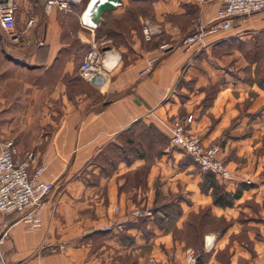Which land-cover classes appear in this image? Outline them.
I'll return each instance as SVG.
<instances>
[{"label":"crops","instance_id":"crops-1","mask_svg":"<svg viewBox=\"0 0 264 264\" xmlns=\"http://www.w3.org/2000/svg\"><path fill=\"white\" fill-rule=\"evenodd\" d=\"M45 1L36 0V5L43 10ZM18 2L23 13L17 21L25 18L32 0ZM122 2V8L102 15L96 29L82 20L87 3L74 12L55 10L38 19L30 40L19 45L0 31V150L14 140L21 156L33 152L34 165L45 167L42 180L55 184L36 231L28 229L21 214L0 213V229L8 234L0 237V264H188V249L173 231L149 221L139 224L133 216L134 210L172 203L181 207L178 230L190 214L205 208L228 223L206 235L205 264H264V90L248 84L245 68L228 70L229 58H239L236 65L242 61L241 51L220 55L232 42L264 29V13L240 21L230 32L210 35V50L197 52L178 45L197 21L213 22L224 0H149L151 19L140 16L134 27L126 21V33L118 29L124 43L105 40L120 58L116 63L108 52L106 62L114 69L107 82L87 83L80 75L83 57L107 29L106 15H121L131 5ZM73 20L84 29L75 37V52L66 32ZM146 21L161 30L154 41L162 37L176 48L141 76L148 60L159 55L156 44L144 39ZM39 40L44 41L41 47ZM8 47L20 52L10 55ZM206 87L210 93L204 106L200 89ZM184 91L191 93L187 101L177 94ZM174 115L192 116L190 130L206 146L219 144L221 158L238 167L239 176L224 184L226 190L250 188L233 208L213 205L212 196L201 191L197 167L172 144L156 148L151 159L130 153L118 157L136 123L159 129L158 119ZM112 152L116 164L106 158ZM110 224H124V230L109 233L105 228ZM61 244L66 250L55 253Z\"/></svg>","mask_w":264,"mask_h":264},{"label":"built area","instance_id":"built-area-1","mask_svg":"<svg viewBox=\"0 0 264 264\" xmlns=\"http://www.w3.org/2000/svg\"><path fill=\"white\" fill-rule=\"evenodd\" d=\"M84 1L47 0L44 11L47 14L55 10L70 13ZM199 1L208 3L212 0ZM90 2L91 0L88 2V7ZM114 6L116 9L122 8L123 2L114 3ZM87 9L82 17L87 13ZM19 12L18 0H0V29L7 34L8 39L15 45L28 41L27 37L33 34L37 24V19L31 17L27 21L26 30L19 31L17 29V14ZM260 13H264V0H224L217 10L216 19L209 24L197 21L190 33L181 40L178 47L180 46L186 50H204L211 46L208 43L210 35L230 32L240 21H246L247 18ZM97 26L96 24H94V27L91 25L93 29H96ZM143 34L145 40L151 42L157 35L161 34V30L146 21L143 25ZM37 45L38 47L43 46L44 41H38ZM104 45L105 43L102 46L94 43L84 56L80 67L81 77L90 84H92V80L97 79L96 86L105 84L109 74L114 69L113 65H108L106 62L108 52L113 51H103L106 48V45ZM175 48L176 45L167 42L161 43L157 49L159 55L148 60L141 76L150 74L160 62L162 56ZM113 55L116 56L117 63L120 58L115 52H113ZM158 122L167 132L171 144L190 156L202 172L213 174L223 181L231 179L229 168L219 158L218 147L206 146L201 138L190 130V125L193 122L192 116L174 115L168 120L158 119ZM34 161L35 154L33 152H26L23 156L20 155L14 140H8L2 145L0 150V213L21 214L30 231H36L40 228L42 210L48 201V196L55 189L53 182L42 180L45 167L43 165L35 166ZM133 216L136 219H152L153 212L151 209H137L133 211ZM123 230L124 224L108 225L105 228L107 232H122ZM7 235L5 230L0 229L1 240L5 239ZM65 250V245L61 244L53 251L64 252ZM187 252L189 264H196L195 251L189 249Z\"/></svg>","mask_w":264,"mask_h":264},{"label":"trees","instance_id":"trees-1","mask_svg":"<svg viewBox=\"0 0 264 264\" xmlns=\"http://www.w3.org/2000/svg\"><path fill=\"white\" fill-rule=\"evenodd\" d=\"M129 1L131 5L126 9L125 13L118 16H114L113 13H108L106 15L105 23L107 25V29H105L103 32L98 33L99 37L102 36L107 40H113L114 45H117L118 43H124L122 34L118 35V29L126 33L128 29V25H130V24L127 25L125 23L126 21H129V23L132 22L131 25L133 26L138 23L140 16L145 17L147 20L151 19L152 7L149 4V0H129ZM110 22L115 26L114 28H111L110 27L111 25L107 24ZM161 38L155 41L153 40L152 42L149 43L154 42L156 44V48H158L162 43ZM257 85L264 90L263 80H258ZM138 128L139 130H141L140 132L141 134L139 135L141 138V142L139 144H136L134 140L135 139L134 135L136 129ZM170 144H171L170 138L167 132L162 127H159L158 129L154 125H148L145 124L144 122H138L128 130V134L126 135L125 144H124L125 150H123V153L125 156H129L128 153H130L134 158L151 159L150 157L153 156V153L155 152L156 148L157 150H162L163 148L168 147ZM204 174L205 176L201 184V191L204 194H210L212 196L213 205L215 207H219L222 209L233 208L236 202L242 198L244 191L250 188L249 186L242 185L238 187L235 192H228L225 186L217 181L215 175L210 173H204ZM170 207L171 206H159V207H155L154 209H151L153 212V218H152L153 220L152 219H137V220L140 221L139 224L147 223V221H149V222H153L156 226L165 229L166 231H170L173 225L176 226V222L180 219L181 216L180 212L179 213L176 212V215L174 213H169L168 209ZM203 210L205 209H202V211L199 213H192L188 217L189 220L187 219V221L184 224V231H183L184 240L183 239L181 240L184 241L186 246L189 248L194 244L193 242H196L197 240L200 241V237L203 236V232L200 229L204 228L208 224L209 222L208 218L214 220L216 219L220 220L219 218H216L215 216L212 215L210 208H207L205 212H203ZM165 221L167 222L161 224V222H165ZM221 221L224 220L222 219ZM167 224H171V227H167ZM109 233H115V232H109ZM200 252L201 254L198 257L196 264H205L207 255L203 249V243Z\"/></svg>","mask_w":264,"mask_h":264},{"label":"rangeland","instance_id":"rangeland-1","mask_svg":"<svg viewBox=\"0 0 264 264\" xmlns=\"http://www.w3.org/2000/svg\"><path fill=\"white\" fill-rule=\"evenodd\" d=\"M88 2H89V0H85L81 5H79V7L85 8V6H86V4ZM36 4H38L36 2V0L35 1L32 0V4L29 7L28 11H25V13H24L25 14V18L23 20H20L19 19L17 21V29L19 31L26 30L27 21L29 20V18H31V17L36 18L37 19V22H38V19L40 21H43L44 20V16L48 15L44 11V9L42 10V8H41L42 5H36ZM73 12H74V10H73ZM21 13H23V12L20 11V14ZM81 15H82V13H81ZM67 25L68 26H67V31L66 32H67V34H69L72 37V45H73V48H74V51L73 52H75V50H78L77 48H79L78 45H77L78 44L77 41H75V37H77L79 31L84 30V29L81 27V25H80V23H78V21H74V20L71 22V24H67ZM193 26H192V28H193ZM0 31L3 33V35H5L7 37V34L4 31H2L1 29H0ZM142 31H143V29H142ZM28 33H30V32H28ZM249 37L250 38H248V39H246L244 41L232 42L231 43V48L225 47L223 49V51H221L220 55H222L223 52H229L230 50H235V49L241 51L242 52V56H240V58L242 59V61H240L238 63V65H236V61L238 62V59L239 58H237V59H233L232 57L229 58L228 59V62H229V65L231 67H228V70L232 69V67H233V69H236L237 67L245 68L246 73H247L246 79L248 81V84H250V85L251 84L257 85V81L258 80H263V82H264V29H258L257 31H254L251 34L249 33ZM30 38H31V36L27 37L28 40H30ZM105 40L106 39L101 40V38L99 37L98 38L97 45L98 46H102L104 43H105L106 47H111L113 45L111 43L109 44L108 42H105ZM8 48L10 49V51H9L10 52L9 53L10 55H12L14 53L15 54H18L20 52L19 49H16L14 47H8ZM210 48H211V46L208 47V48H206V49H204V50H201V51H197L196 49L194 51H197V52H205L207 50H210ZM212 50H216L217 52H219L218 50H220V49L213 48ZM208 62L209 63H212V62H214V60L211 59V61L208 60ZM192 89H194L192 91V92H194L195 91V88H192ZM200 91H204V94H205V98L206 99L205 100L203 99L202 103H203L204 106H207V104H206L207 94L210 93V91L207 90V87L204 88V89H200ZM177 94H178V96L180 97L181 100L187 101L188 98H191V93H189V92H185L184 91V92H178ZM140 132H141V130H139V128L136 129V132H135V135H134L135 136V139L134 140H135V143L136 144H139L141 142V138L139 136L141 134ZM209 146H216V147H218L220 160H222L224 162V164L229 168L230 166H228V164L226 163V161L221 158V147L219 146V144H217V145H209ZM175 148H177V147H175ZM177 149H179V148H177ZM182 152L187 156V159L197 167V169H198L199 173L201 174L202 178H204L205 174L200 170V168L197 166V164L194 162V160L190 156H188L184 151H182ZM116 154H117L116 152H112L111 154H109L106 157L107 160L110 159V160L114 161V164H116L119 161L118 160V157L121 159L122 157L125 156L124 153L120 154L121 156H118V157H117ZM230 158L231 159H234V161H235V156H231ZM236 161H238V159ZM229 170L231 172V179H236L237 176H239V175H237V173L239 172L238 171V167H234V169H233V167L232 168L230 167ZM216 179H217V181L219 183H221L223 185L225 183L230 182V180H231L230 179L229 181H223V180H219L218 178H216ZM251 202L252 203H251L250 206H252V208L254 209L255 208L254 207L255 202H254V200H251ZM170 206L171 207L168 209L169 210L168 211L169 213H174L175 215H176V212H178V213L180 212L181 213V207H178V204L172 203ZM206 210H207V208H205V210H203V212H205ZM119 211H120V208L119 207L115 208V212H119ZM201 211H202V209L200 210V212ZM221 220L222 219H220V220H218V219L214 220V219L208 218V221H209L208 224L204 228L200 229L203 232V236L200 237V241L197 240L196 242H193L194 244L192 246H190V248L186 246L188 250L189 249H193L195 251V255H196V258L197 259H198V257L201 254V252H200L201 251V246H202V243L204 242V239H205L206 235L208 233L212 232V231H217V230L221 229L222 227H225V226L228 225L227 222L221 221ZM167 221H169V220H167ZM167 221L161 222V224H164ZM167 227H171V224H167ZM170 231H173L174 232V234L176 235V237H177L178 240H180L181 242L185 243L184 241L181 240V239L184 240V236H183L184 228L182 230H178L177 229V226L173 225V227L170 229ZM209 239L210 238H208V240ZM208 240H207V242H208ZM248 249H251V248L249 247ZM55 253H61V252H55ZM187 253L188 252H186V260L188 262V254ZM188 264H189V262H188Z\"/></svg>","mask_w":264,"mask_h":264},{"label":"water","instance_id":"water-1","mask_svg":"<svg viewBox=\"0 0 264 264\" xmlns=\"http://www.w3.org/2000/svg\"><path fill=\"white\" fill-rule=\"evenodd\" d=\"M105 1V2H103ZM122 2V0H91L89 7L87 6V13L91 14L94 24L101 23L102 15L107 11L116 10L114 3ZM111 50V47H106L103 51ZM92 84H97V79L92 80Z\"/></svg>","mask_w":264,"mask_h":264},{"label":"bare ground","instance_id":"bare-ground-1","mask_svg":"<svg viewBox=\"0 0 264 264\" xmlns=\"http://www.w3.org/2000/svg\"><path fill=\"white\" fill-rule=\"evenodd\" d=\"M103 2H105V1H103ZM83 19V21H84V23L86 24V25H88V26H90V25H92V27H94V22L92 21V16H91V14H89V13H86L85 15H84V17H82ZM111 63V62H110ZM209 238H212V237H209ZM212 245V244H211ZM211 245H209V246H211Z\"/></svg>","mask_w":264,"mask_h":264}]
</instances>
